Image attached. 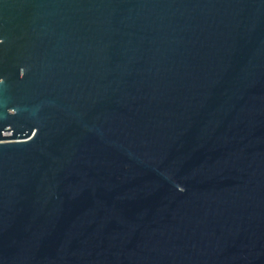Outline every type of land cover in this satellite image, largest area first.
<instances>
[{
    "label": "water",
    "instance_id": "obj_1",
    "mask_svg": "<svg viewBox=\"0 0 264 264\" xmlns=\"http://www.w3.org/2000/svg\"><path fill=\"white\" fill-rule=\"evenodd\" d=\"M0 264H264V0H0Z\"/></svg>",
    "mask_w": 264,
    "mask_h": 264
}]
</instances>
